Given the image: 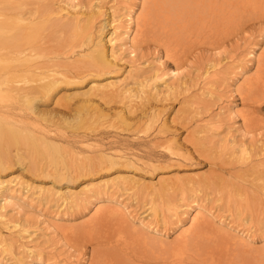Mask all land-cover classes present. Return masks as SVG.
<instances>
[{"label": "bare ground", "instance_id": "bare-ground-1", "mask_svg": "<svg viewBox=\"0 0 264 264\" xmlns=\"http://www.w3.org/2000/svg\"><path fill=\"white\" fill-rule=\"evenodd\" d=\"M33 1L31 3H34ZM72 1H65L67 8L63 6L61 7L63 11L59 8L56 11L57 13L62 12L60 13L61 20L68 19L66 22L59 21L61 25L57 23L58 26L53 23L56 20L52 22L51 15L55 14L52 7L50 13L48 12L49 16L42 18L34 16V13L38 12L37 8L29 9V11L24 9L27 0H0V175L13 168V163H15L25 172L35 175V180L48 179L52 182V185L44 187L34 186L27 180L19 178L18 174L5 180L0 177L1 221L5 219L4 221L9 224L10 222L15 223L13 227L8 225L9 230L15 227L19 232L28 233V227L22 226L19 220L10 219L8 215L10 205L18 207L13 198L22 200L39 198L51 202L59 197L62 199L64 210L74 205L73 208H77L76 211L79 213L81 211L83 216L93 211L88 221L80 224V227H72L69 224L61 225L62 233L68 238L67 242L72 249L78 252L81 247H91L89 264H264L263 250L258 255L251 253L253 249L251 250L250 247L254 245L253 234H247L249 231L239 229L225 218H220V222L217 223L216 217L218 216L214 215L215 211L211 207L208 209L203 197L198 196L200 191H207L217 184L215 177L205 176L204 180H201L204 176L199 177L197 189L190 185L193 187V194H197L198 198H193L181 209L186 214V219L181 223V230L176 232L173 243H167L164 237L172 231L174 226H177L175 224L177 220L176 222L175 220L170 221L164 230L158 224L159 219L154 222L151 219L149 221L147 216L137 217L131 209L132 205L119 196L117 198L114 196L119 191L132 190L140 183L137 177L140 166L132 160L126 149H120L122 146L115 140H106L102 136L99 139L100 142L91 141L98 139L97 136H93L95 134L92 132H97L108 120L117 122L116 119H118L125 125H131L129 116L125 117L122 111H118L119 116L114 118L110 107L105 108L102 105L110 102L123 104L127 102L128 108L126 109L128 113L133 114L136 111L133 109L134 105L144 101L147 95H160L161 92L158 90L160 82L166 83L168 88L172 87L170 83H167L168 72L163 71L162 68L156 70L149 78H137L132 71H128V76L119 78L117 76L119 70L114 69V71L112 68L116 66L121 49L124 51L130 49L127 51L132 55L135 50L132 48L154 42L156 46L164 47L166 55L175 63L180 64L189 53L195 50L218 49L225 46L224 43L229 40V37L251 21L264 23V0H141L140 10L135 11L134 6L126 7L128 12L125 17L118 15L116 7L112 6L110 21H102L105 19L103 18L105 13L101 8L93 15H86L84 7L87 8V5H82L78 0L77 3H74L76 0ZM70 3L74 8L77 6L78 10L74 12L73 17L63 14L64 10L69 8ZM80 5L83 6L81 7L83 10H80ZM43 7L48 8L49 6L47 4ZM47 11L46 13L41 11L42 15L48 14ZM134 12H136L135 15ZM97 19L100 20L97 21ZM52 25L58 27L55 26L56 29L51 30ZM250 51L248 52L253 57H250L251 61L255 60L254 75L247 76L244 73L246 63L243 62L236 64L235 68L239 69L234 77H242V81L238 80L241 81L239 88L242 100L250 109L254 108L252 110L254 111L257 109V104L261 106L264 102V48L258 54L256 50ZM233 62L235 63L236 60ZM206 69V74L213 75L216 81L223 77L220 67L219 70L216 68L215 71L212 70L214 71L212 74L210 67ZM177 70L178 68L171 70L170 72L173 73L170 74L174 77ZM94 74H96L95 78ZM130 79L134 81V85L129 81ZM88 81L92 83V86L87 91L57 95L59 96L57 104L64 108L63 113L57 112L54 116L51 115L50 120L42 117L44 113L38 106L42 99H54L62 87H79ZM220 83L222 85L224 81L220 80ZM231 84H224L225 88H229ZM210 85L206 84L209 87L204 88L202 94L213 100L218 90L213 86L216 84ZM220 85L216 86L223 90ZM95 100L103 101V104ZM198 104L195 106L194 102L189 103V110L198 120L195 130L200 136L198 135L196 143L201 145L204 144L205 139H208L211 130L215 131L216 128L224 125L223 118L226 110L223 105L219 112L213 113L211 106L203 109ZM73 105H75L76 116L73 115L74 118L71 117L72 120L67 121L70 119L67 112L74 109ZM64 114H68L69 117H65ZM57 115L64 117L65 122L61 123L72 129L71 139H61L68 141L67 145L60 144L55 132L52 131V121ZM252 115L245 116L246 121L252 126L253 123L259 126L260 123H257L259 120L254 115L251 117ZM216 116L219 118L216 119ZM105 117L110 118L105 119ZM57 119L62 120L60 117ZM75 122L80 123L78 125L80 128L83 127L81 124L85 125L82 129L84 134H80L81 130H78V127L73 129L71 123ZM165 124L164 122V126ZM162 129L164 128L161 127L160 132ZM65 134L69 136L67 130ZM233 137L230 134L225 135L222 147H228V156L232 161L248 163L254 173L260 176V182L264 188V169L252 164L254 157L248 152V146L244 143L239 144L238 140ZM105 143H112L109 146L112 150L99 149V146ZM95 149H99L97 154H93ZM108 172H112L113 176L111 179L102 180L103 183L93 186H88L86 183L85 188L78 192L72 188L82 177H102L108 175L105 174ZM166 176L168 175L164 173L159 178L162 182L161 190H159L161 193L175 188V185H179L178 182L185 179L187 182H181L179 186L186 188L189 179L190 181L192 179V177L174 176L176 181L169 182ZM247 176L250 175L247 174ZM11 185L13 186L10 187ZM63 185H67L64 186L66 188L64 190ZM22 190L28 192L29 195L25 193L24 197ZM90 192L92 199L82 198L84 194L88 195ZM205 195L208 198L209 193L206 192ZM250 196L243 197L241 193L239 197H243L240 198L241 202L246 201L243 204L252 207L253 202L250 199H256V195L252 198ZM112 200L114 201L111 202ZM174 210L179 212L177 208ZM56 215L58 220L65 219L66 221L68 217L66 211L56 212ZM136 218L139 223L136 222ZM54 226L55 229L59 227ZM232 240L235 244H239L238 250L236 246L229 244ZM261 240L263 243L261 242L262 248L258 247L259 250L264 248V237ZM4 242L5 239L0 234V249L8 250L9 247ZM30 245L26 247L31 252L33 249L31 250ZM252 254H254V260L251 263L238 261V257H241L240 260H245L247 255ZM0 260L5 261V258L0 257ZM77 262L76 264H81V261ZM15 264H34V262L17 257ZM46 264H52V262Z\"/></svg>", "mask_w": 264, "mask_h": 264}, {"label": "rangeland", "instance_id": "rangeland-1", "mask_svg": "<svg viewBox=\"0 0 264 264\" xmlns=\"http://www.w3.org/2000/svg\"><path fill=\"white\" fill-rule=\"evenodd\" d=\"M51 1L52 0H50V2L49 0H34V3H31L32 0H27L24 9H26V11H29V9L37 8L39 13L36 11L37 14L34 13V16L45 18V16H49L51 7L56 14L58 8L60 10H62L61 7L63 6L67 8V5L64 4L65 1L67 2L71 0ZM78 1L79 3H82V5H87V8L84 7L85 12L87 13L86 15H93L96 13V10L100 8L101 10H104L105 15L103 16V18L105 19H102V21H110V12L112 6L116 7L114 8L118 12V15L125 17V14L128 12V8L126 7L134 6L135 11L138 12L140 10V6L142 5L141 0ZM78 1L76 0L74 2L73 0L72 2L77 3ZM32 4L33 6H30ZM47 4L49 6L48 8L50 9L43 7ZM26 6L28 7V9ZM81 7L83 6L80 5V8ZM38 8H40L41 10ZM80 8L78 7V9ZM80 10L83 9L81 8ZM41 11L45 13L47 11V13H49L42 15L43 13ZM76 11H78L77 6L74 8L70 3L69 8L64 10L63 14H68L69 16L73 17L74 12ZM60 13H57L56 16H54L55 14L51 15L53 17L52 22L56 20V22H53L54 24L58 23L59 25H61L59 21H68V19L65 18L61 20L62 17ZM135 14L136 12H134V15ZM86 15L84 16L86 17ZM99 20L100 19H97V21ZM46 24L48 25V23ZM57 25H52L51 30H55L56 27L59 26ZM243 26L238 29V31L236 30L237 32L234 33L231 37H229V40L224 43L225 46H221L218 49L195 50L189 53L185 57L184 61L180 64L175 63L172 58H169L166 55L164 47L160 45L156 46L154 42H150L148 45L143 44L142 46H136L135 48H132V50L135 49L133 53L134 55L132 54L133 56L130 55L127 51L130 49H125L126 51L121 49L119 51L120 56L118 55L119 58L117 60L116 66L112 68V70H119L117 76H119V78L121 77V79L128 76V73L130 71L134 72L137 78H149L153 76L154 72L156 70H159L160 68H162L163 71L168 72L169 74H167L169 77L167 83H170L172 87L168 88L166 83L160 82V85H158V90L159 92H161L160 95H147L144 101H140L141 103L138 102L136 106L134 105L133 109H135L136 111L133 114L128 113V110L126 109L128 108L127 102H125V104L110 102L106 105H102L105 108L110 107L111 115L113 117L115 116L114 118H117V115L119 116V113L117 114L118 111H122L125 114V117L129 116L128 119L131 125H125V123H122V121H119L118 119H116L117 122L108 120L107 123L102 124L97 132H92L93 134H95L93 136H97L98 139L91 140L100 142L99 139L102 136L105 137L106 140H115L116 143H119V145L122 146L120 149H126L132 160L136 161V164L140 166L139 174H137V177L140 179V183L135 186L134 189L122 190V192L119 191L121 193L117 192V194L114 196L116 198L117 196H119V198H122L125 202L132 205L131 209L134 210L133 212L137 217L147 216V219L149 221L151 219L154 222H156V219H159L158 224L161 225L160 227H162L163 229H166L165 226H167L170 221L175 220L176 222L177 220L178 223H175L177 226H174L172 231L164 237V240L167 243H173L175 235L182 228L180 227L181 223H183L186 219V214H184L183 210L181 209L184 208V206L188 205L189 202L193 200V198H198V196H200L205 200L204 203H206L205 205L208 206V209H210L211 207V209L215 211L214 215L218 216L216 217L217 223L220 222V218H225L226 220L232 222L234 226H238L239 229L241 228L249 231L247 234H253L254 248L253 246H251L252 248L250 247L251 250L253 249L252 251L249 249L251 253L258 255V253H260L262 250L264 251V248L261 249V244L263 243L261 239H263L264 237V188L260 182V176H257V173H254L253 168L248 165V163L245 164V162H243L244 164H242L241 162L239 163L232 161L231 157L228 156V147H222L221 145L222 143H224V141L222 140L224 139L225 135H233L235 137H233V139L238 140L239 144L244 143V145L248 146V152H250L254 157L252 158V164L254 163L255 165H258L260 168L264 169V102H262L261 106L257 104V109L252 111L254 108L250 109L246 102L242 100V94L240 93L239 88L242 77H234V75L237 73V70L239 69L235 68L236 64H242L243 62L244 64L246 63V65H244V67H246L244 73L247 76L254 75L255 60L252 59L253 62L251 61L250 57H253L249 53L251 52L250 50H256V53L258 54L264 48V23L251 21L250 23H247ZM233 60H236V62L234 63ZM215 65L217 66L213 67ZM209 67L211 74L215 71V68L219 70L220 67L223 77L221 79L218 78L219 81H216L213 75L206 74V68ZM177 68L178 70L173 77V75L170 74L173 72L170 71ZM205 74L216 83L211 81V79H209ZM93 76L95 78L96 74H94ZM232 77H234L233 80H231ZM223 78H226L228 80H224ZM220 80L222 82L224 81V84L226 85L231 83L232 84L229 86V88H225L224 84L220 85ZM129 81L132 82V85H134V81H132L131 79ZM209 81H211L210 83L212 84L214 83L216 85H220L223 89L220 90L219 88H217L218 86L213 85L218 90V96L216 95L213 100H211L208 96L206 97L202 94L204 88L207 89V87H209L206 86V84L210 85ZM99 82L102 83L101 81ZM172 83L175 84V86ZM80 86L72 88L62 87L58 91L59 93H56V96L54 98L55 100L53 98L42 99L38 105L40 110L44 113V116L42 115V117H44V119L46 120H50L52 119L51 115L54 116V114H56L57 112H59L60 114L63 113L62 111H64V108L60 104H57V101L59 100L57 97H59L60 95L63 96L65 94H74L87 91L91 88L92 83L88 81ZM95 101L98 103L100 102V100ZM193 102L195 106L201 102L198 105L202 106L203 109H205V107L211 106L213 113L219 112L220 107H222L223 105L225 106L226 110L223 118L224 125L221 126V128H216L215 131L211 130L208 137L209 140H204L203 138L204 144L201 145L196 143V141H198V135L200 136V134H196L197 131L195 130V128H197L196 124L198 123V120L196 117H193L191 111L189 110V103L193 104ZM99 104H103V101ZM213 104L215 106H213ZM73 108L74 109H72L71 112H67L69 113L70 117L68 116V114H64L65 117L68 116L70 118H66L69 119L67 121L72 120L71 117L74 118L73 115H75L76 110L75 105H73ZM251 114H253L257 118V120H259L257 122L260 123L258 124L259 126H257L255 123H253L252 126L249 122L246 121L245 116ZM253 115L251 117H253ZM59 117L62 120L57 119ZM63 118L57 115L54 121L51 120V127L52 131L55 132L54 134H56V136L58 137L60 144L63 143L62 145H67L68 141L66 140L71 139V134L73 135V133L71 127L68 128L65 126V124L63 125V123H61L62 121L65 122V118ZM106 118L110 117H105V119ZM218 118L219 117L216 116V119ZM164 122L166 123L165 126ZM109 123L111 125H109ZM247 123L250 127H248ZM71 124L73 125V129H75L80 123L75 122ZM81 126L84 127L85 125L81 124ZM83 127L80 128L79 126L77 128L78 130H81L80 134L85 133L82 130ZM161 127H163L164 129H162V131L160 132ZM66 130L69 136L65 134ZM64 138L66 140H61ZM111 145L112 143H105V145L101 144L99 146V149L101 148L112 150V147H109ZM223 148H226V151ZM99 149L93 150V154H97V150ZM13 165L14 167H16H13L5 171L4 173H1V179L5 180L7 178H10L11 176H16L18 174V176H20L19 178L27 180L34 186L40 185L48 187L52 185V182H50V180H35V175H31L25 172L21 168V166L15 163H13ZM250 167L252 168V170L250 169ZM248 170L250 173L248 172ZM111 173L112 172H108L105 173L108 175H103L102 177L96 178L82 177L72 188L75 190V192H78L85 188L86 183H88V186L103 183L102 180L112 178L113 175H111ZM164 173L168 175L166 177L167 180L169 179V182L176 181L175 178H173L174 176L180 178L192 177V179L191 181L189 179V183L186 188H182L179 185L182 184L181 182H187V179L178 182L179 185H175V188L170 189L168 192L161 193L159 190H161L160 185L162 184V182H160L159 178H161L160 176ZM247 174L250 176L246 177ZM205 176L207 178L212 176L215 177V181L217 184L207 191H200L198 196L197 194H193V187L194 189H197V181L200 180L199 177H203V179L201 180H204ZM168 181L167 183L169 184ZM190 185L193 187H190ZM12 186L13 185H11L10 187ZM64 186L67 185L62 186L63 190L66 189ZM22 191L24 192L25 197V193L28 194V192H25V190ZM23 192L21 194H23ZM206 192L209 193L208 198L205 197ZM241 193L243 197L245 195H251L250 198H252L253 195H256V199L254 198L255 200L253 198L252 200L250 199V201L253 202L251 203L252 207L243 204L246 201L241 202V199L243 198L239 197ZM111 194L113 195V192ZM200 197L199 199L202 200V198ZM82 198L86 200L92 199L91 192L88 195L84 194ZM13 199L16 200L14 202L18 204V207H16L15 205V207L13 205H10L8 208V215L10 219L21 221L20 224L22 226H26V228L28 227L29 232H19L15 227L14 229L12 228L13 230H9V226L13 227L15 226V223L10 222L9 224L4 221L5 219H3L2 221L0 219V234L1 237L5 239L4 243H6V246L9 247L8 250L0 249V251H2V253H0V257L5 258V261L0 260V264H15L17 257H23L28 261L34 262V264H46L47 262H52V264H76L78 263L77 261H81V264H89L91 247H81L82 251L80 249V251L78 250V252L72 249V247L67 242L68 238L62 233L63 230H61V225L64 226V224H69L72 227H80V224L88 221V219L92 216L91 214L93 211L91 212V214L83 216V213L81 211L79 213L78 211H76L77 208H73L74 205L67 207L64 210L62 199L59 197H56L51 202H46L43 199L40 200L39 198H34L33 200L28 198L25 200H22L21 198ZM199 199L197 200L200 201ZM113 201L114 200H112L111 202ZM175 208L179 210L178 213L174 210ZM59 211H61L62 213L65 211L67 212L68 217L66 221L65 219H56V212ZM156 214H158L159 216H155ZM136 222L139 223V220H137V218ZM54 225L59 226L58 229H55ZM229 244L234 247L236 246L237 250L239 249V244H235L233 240L232 243L230 242ZM27 245L31 246V250L33 249L31 252L28 251L30 249L26 247ZM258 247H261L260 250ZM254 254L250 256L247 255L245 260H240L241 257H238V261H246L251 263L254 260Z\"/></svg>", "mask_w": 264, "mask_h": 264}]
</instances>
